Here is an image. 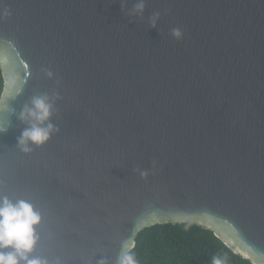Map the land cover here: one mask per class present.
<instances>
[{"label": "water", "instance_id": "water-1", "mask_svg": "<svg viewBox=\"0 0 264 264\" xmlns=\"http://www.w3.org/2000/svg\"><path fill=\"white\" fill-rule=\"evenodd\" d=\"M134 3L0 0V194L41 213L30 258L121 264L143 229L191 222L264 264V0ZM43 93L59 131L24 153Z\"/></svg>", "mask_w": 264, "mask_h": 264}, {"label": "clouds", "instance_id": "clouds-1", "mask_svg": "<svg viewBox=\"0 0 264 264\" xmlns=\"http://www.w3.org/2000/svg\"><path fill=\"white\" fill-rule=\"evenodd\" d=\"M145 9V0H135L129 10V16L140 17ZM159 13H154L150 18V24L155 27L159 19ZM171 34L174 38L180 39L183 33L180 28H173ZM50 78L53 73H46ZM21 89L10 93L8 98L19 95ZM6 110V101L0 96V111ZM55 111V97L47 93L34 95L24 104L17 115V119L26 125L17 137V146L24 153L32 151L33 146H41L51 136L59 131L52 122V115ZM9 126L0 122V132L6 131ZM146 175L145 172L140 173ZM41 213L26 199L12 200L6 195L0 194V264H46V261L30 258L34 246L39 240L37 227L41 222ZM59 264V262H57ZM121 264H134L133 257L125 254ZM213 264H219L218 260Z\"/></svg>", "mask_w": 264, "mask_h": 264}, {"label": "trees", "instance_id": "trees-1", "mask_svg": "<svg viewBox=\"0 0 264 264\" xmlns=\"http://www.w3.org/2000/svg\"><path fill=\"white\" fill-rule=\"evenodd\" d=\"M4 79L0 68V96ZM134 264H253L232 251L214 230L196 223L155 224L143 229L128 252Z\"/></svg>", "mask_w": 264, "mask_h": 264}]
</instances>
